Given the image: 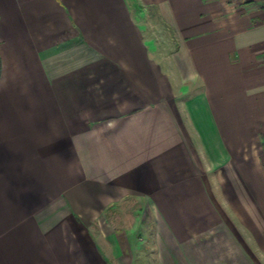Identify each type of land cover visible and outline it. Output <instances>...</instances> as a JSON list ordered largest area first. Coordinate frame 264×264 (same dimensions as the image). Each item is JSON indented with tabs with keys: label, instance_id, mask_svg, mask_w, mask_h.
<instances>
[{
	"label": "crops",
	"instance_id": "crops-1",
	"mask_svg": "<svg viewBox=\"0 0 264 264\" xmlns=\"http://www.w3.org/2000/svg\"><path fill=\"white\" fill-rule=\"evenodd\" d=\"M0 59V264L136 195L159 264L264 263V0H0Z\"/></svg>",
	"mask_w": 264,
	"mask_h": 264
},
{
	"label": "rangeland",
	"instance_id": "rangeland-1",
	"mask_svg": "<svg viewBox=\"0 0 264 264\" xmlns=\"http://www.w3.org/2000/svg\"><path fill=\"white\" fill-rule=\"evenodd\" d=\"M146 202L140 195L132 196L107 212L108 229H116V234L108 236L103 243L94 241L104 264H159ZM90 238L94 240V235Z\"/></svg>",
	"mask_w": 264,
	"mask_h": 264
},
{
	"label": "trees",
	"instance_id": "trees-1",
	"mask_svg": "<svg viewBox=\"0 0 264 264\" xmlns=\"http://www.w3.org/2000/svg\"><path fill=\"white\" fill-rule=\"evenodd\" d=\"M0 67H1V59H0Z\"/></svg>",
	"mask_w": 264,
	"mask_h": 264
}]
</instances>
